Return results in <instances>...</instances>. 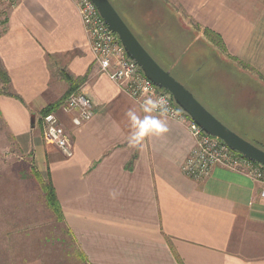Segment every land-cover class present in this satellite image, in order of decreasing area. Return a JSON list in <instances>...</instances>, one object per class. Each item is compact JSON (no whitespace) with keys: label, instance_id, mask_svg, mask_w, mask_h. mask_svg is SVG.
Masks as SVG:
<instances>
[{"label":"crops","instance_id":"obj_1","mask_svg":"<svg viewBox=\"0 0 264 264\" xmlns=\"http://www.w3.org/2000/svg\"><path fill=\"white\" fill-rule=\"evenodd\" d=\"M172 1L200 30L222 39L238 73L264 82V0ZM8 9L0 67L7 91L19 99L0 95V120L17 150L32 155L30 177L49 222L37 224L44 232L37 249L35 222L21 223L18 196L0 182V264L52 263L53 215L34 171L50 182L61 208L63 221L54 219L71 250L59 257L64 264H264L259 183L223 167L203 179L187 177L182 166L194 147L187 122L166 118L167 133L130 146L126 113H144L98 72L71 0H16ZM63 74L83 80L76 92L93 111L79 127L75 113L52 112L72 136L68 159L44 140L41 123V112L69 90Z\"/></svg>","mask_w":264,"mask_h":264},{"label":"rangeland","instance_id":"obj_2","mask_svg":"<svg viewBox=\"0 0 264 264\" xmlns=\"http://www.w3.org/2000/svg\"><path fill=\"white\" fill-rule=\"evenodd\" d=\"M109 1L161 68L181 83L218 121L264 151V82L261 79L249 72L247 76L238 73L236 64L224 55L221 47L205 42L197 26L172 0ZM8 4L9 0L0 1L2 25L4 16L1 13L9 11ZM248 77L259 82L253 78L249 81ZM33 168L32 155L17 150L0 120V182H8L4 185L7 194L18 196L21 223L35 222L36 246L41 249L38 245H41L44 232L38 227L47 225L49 216L30 177ZM4 204H11L7 195ZM51 219V264H64L63 257H59L71 250L66 247L68 241L62 228L54 216Z\"/></svg>","mask_w":264,"mask_h":264},{"label":"built area","instance_id":"obj_3","mask_svg":"<svg viewBox=\"0 0 264 264\" xmlns=\"http://www.w3.org/2000/svg\"><path fill=\"white\" fill-rule=\"evenodd\" d=\"M78 11V15L87 38L93 63L98 72L108 77L129 97L138 103L151 95L164 96L169 108L178 113L168 119L187 122L194 147L185 160L182 171L191 179L208 177L215 167H223L233 172L246 175L260 184L264 195V167L255 165L241 155L232 152L222 141L205 134L198 126L187 119L178 109L172 97L156 88L148 81L136 63L126 57L125 50L116 34L111 32L104 20L99 16L91 0H71ZM0 24V29H3ZM64 113H75L72 119L74 126L79 127L93 117L90 100L81 93L70 94L61 105ZM44 140L52 144L65 157L73 156L71 135L63 128L59 118L54 113L42 117Z\"/></svg>","mask_w":264,"mask_h":264},{"label":"water","instance_id":"obj_4","mask_svg":"<svg viewBox=\"0 0 264 264\" xmlns=\"http://www.w3.org/2000/svg\"><path fill=\"white\" fill-rule=\"evenodd\" d=\"M108 29L117 35L126 57L136 63L144 77L167 92L175 105L205 134L222 141L232 152L264 167V151L245 141L207 111L168 71L161 68L134 36L109 0H91Z\"/></svg>","mask_w":264,"mask_h":264},{"label":"clouds","instance_id":"obj_5","mask_svg":"<svg viewBox=\"0 0 264 264\" xmlns=\"http://www.w3.org/2000/svg\"><path fill=\"white\" fill-rule=\"evenodd\" d=\"M140 110L144 113L141 117L134 109L126 113L130 123L131 131L128 143L132 147L142 146L144 140L149 136H160L168 131L166 118L171 114L178 115L169 108L168 101L164 96H147L140 102ZM164 117L165 119H161Z\"/></svg>","mask_w":264,"mask_h":264},{"label":"trees","instance_id":"obj_6","mask_svg":"<svg viewBox=\"0 0 264 264\" xmlns=\"http://www.w3.org/2000/svg\"><path fill=\"white\" fill-rule=\"evenodd\" d=\"M14 3H16V0H9V4H8L7 8H10ZM6 14L7 13H3V12L1 13V15L4 16L3 17L4 18L3 23H5V21H6V18H7ZM197 29H198V32H201V36L204 38L203 40L205 42L212 44L214 47H221V50L223 52H225V47H224L223 41L218 35L209 31L208 29H201L200 30L198 27H197ZM62 76L66 80V82L69 84V90H68V92L64 98V99H66L70 94L77 91L76 89L83 82V80H78V79L74 80L72 77L65 75V74H63ZM0 81L3 84V89L0 90V95H7V96H11L15 99H19L16 95L7 91V89H9L8 85L10 84V80H9L5 70H3L1 67H0ZM63 100L60 103H56L53 106H49L48 108L43 110L41 112V117L47 115L48 113L55 111V109H57L59 107H61V105L63 104ZM187 119H189V118L187 117ZM135 159H136V156L133 155L130 162L127 164L128 169L132 166ZM255 165H258V164H255ZM32 173H33L34 177L36 178L35 180H36L37 184L39 185L40 191H41V193H42V195H43V197L47 203V206L51 210L52 215L54 216V218H56V220L58 222H62L63 221V215L61 212L60 205H59L57 198L55 196V192H54L52 185L50 184L49 181L44 182L41 179H39V177L35 171Z\"/></svg>","mask_w":264,"mask_h":264}]
</instances>
